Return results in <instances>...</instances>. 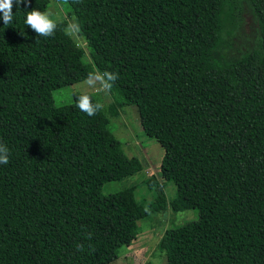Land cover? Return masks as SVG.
Listing matches in <instances>:
<instances>
[{
	"label": "trees",
	"instance_id": "16d2710c",
	"mask_svg": "<svg viewBox=\"0 0 264 264\" xmlns=\"http://www.w3.org/2000/svg\"><path fill=\"white\" fill-rule=\"evenodd\" d=\"M56 1L95 70L118 75L115 99L93 116L82 92L56 104L92 69L67 19L48 38L25 24L50 0H14L12 23L0 18V264H109L141 232L149 209L134 187L101 190L147 166L109 128L127 105L163 149L148 206L196 212L164 230V264H264V0ZM244 6L257 36L235 56Z\"/></svg>",
	"mask_w": 264,
	"mask_h": 264
},
{
	"label": "rangeland",
	"instance_id": "374dc122",
	"mask_svg": "<svg viewBox=\"0 0 264 264\" xmlns=\"http://www.w3.org/2000/svg\"><path fill=\"white\" fill-rule=\"evenodd\" d=\"M44 11L52 14V17L59 21L63 18L69 22L68 31L77 43L80 51L84 52L83 61L89 65L92 72L95 68L87 55L85 44L76 35V26L72 18H67L66 7L56 0H50ZM257 36V25L246 6L241 12V24L236 34L230 40V54L239 56L241 53L252 48ZM84 81L76 82L73 85L55 91L54 100L56 104L67 103L71 99L72 92H82L85 88ZM97 100L108 109L109 104L115 99L114 92H99L89 90ZM111 102V103H110ZM110 130L122 142V148L126 155L135 156L147 164L145 169L126 176L120 180L106 182L101 190L103 193H111L126 187H134L136 198L149 209L148 217L140 221L141 232L128 244L119 249V257L109 264H164L165 258L156 249V244L164 230L170 226H178L181 223L194 219L196 212L187 210L179 213L154 212L148 206L154 197V190L146 185L150 175H155L159 181V169L163 149L160 144L151 137L146 136L141 128L139 115L135 105L120 106L117 115H110ZM174 185L167 184L165 191L167 196L174 194Z\"/></svg>",
	"mask_w": 264,
	"mask_h": 264
},
{
	"label": "clouds",
	"instance_id": "9594fccd",
	"mask_svg": "<svg viewBox=\"0 0 264 264\" xmlns=\"http://www.w3.org/2000/svg\"><path fill=\"white\" fill-rule=\"evenodd\" d=\"M24 3V0H15V4L19 6ZM13 6L14 0H0V18H2L4 25L10 24L13 21ZM25 24L30 27L39 37H52L57 29V21L52 17L48 11H40L33 8L27 12ZM118 79V75L98 69L90 72L83 84L85 86L82 93L77 97V107L88 116L95 115L100 111L104 105L99 101L93 102L89 90H97L99 92H110L113 83ZM10 152L3 142H0V164L7 165L9 163Z\"/></svg>",
	"mask_w": 264,
	"mask_h": 264
}]
</instances>
